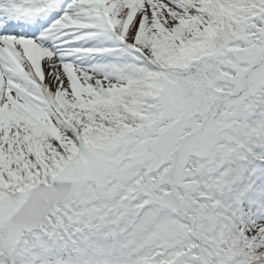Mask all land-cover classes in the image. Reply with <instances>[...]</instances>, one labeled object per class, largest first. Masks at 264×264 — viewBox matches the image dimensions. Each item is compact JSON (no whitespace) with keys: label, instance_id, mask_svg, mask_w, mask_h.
Masks as SVG:
<instances>
[{"label":"snow or ice","instance_id":"1","mask_svg":"<svg viewBox=\"0 0 264 264\" xmlns=\"http://www.w3.org/2000/svg\"><path fill=\"white\" fill-rule=\"evenodd\" d=\"M0 264H264V0H0Z\"/></svg>","mask_w":264,"mask_h":264}]
</instances>
